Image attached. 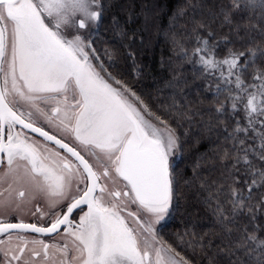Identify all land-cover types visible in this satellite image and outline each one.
<instances>
[{
    "label": "snow or ice",
    "instance_id": "1",
    "mask_svg": "<svg viewBox=\"0 0 264 264\" xmlns=\"http://www.w3.org/2000/svg\"><path fill=\"white\" fill-rule=\"evenodd\" d=\"M213 8L221 31L194 20L180 56L197 97L211 93L195 114L222 162L209 179L197 161L185 181H200L215 218V240L186 224L189 255L159 234L177 210L184 145L96 46L103 0H0V264H264V0ZM111 30L135 69L136 33L116 15ZM167 86L185 101L172 108L193 103L186 78Z\"/></svg>",
    "mask_w": 264,
    "mask_h": 264
},
{
    "label": "trees",
    "instance_id": "2",
    "mask_svg": "<svg viewBox=\"0 0 264 264\" xmlns=\"http://www.w3.org/2000/svg\"><path fill=\"white\" fill-rule=\"evenodd\" d=\"M108 8L100 25L99 34L94 37L96 46L101 50L107 49L112 53L114 60L125 73V78L133 84L138 92L151 97L154 109H163L171 127L180 136L183 143V151L176 157V163L183 179L179 185L176 202L177 210L165 221V227L159 230L160 237L174 246L177 250L192 254L189 247L198 237L184 235L186 224L194 223L198 227L196 231L205 239L211 237L214 229L215 218L211 209L203 203L206 193L199 189L200 181H194L187 186L185 181L193 175V165L200 162V174L209 179H215L220 168L219 162L207 156L209 148L208 135L200 127L201 115L195 113L206 111L211 104V93L197 97L198 89L191 86L194 69L192 65L180 58L181 48L191 49L195 44L193 21L210 23L212 28L219 33L222 25L219 19L212 20L213 6L220 0H103ZM183 13V14H181ZM116 15L120 25L129 33H136L135 44L136 67L127 59L128 49L122 46L120 37L111 30L112 16ZM224 32L228 29L223 28ZM175 35L177 43H173ZM181 77L189 81V87L183 89L187 99L193 101L187 108H172V98L175 96L178 105L185 103L180 89L168 87L172 80ZM200 80L196 84H201ZM204 100L201 104L199 101ZM187 111L186 116L180 115ZM203 119H207L206 116ZM212 139H216L213 135ZM220 142L224 146L223 137ZM264 237V233H258ZM202 257H197V264H201ZM203 264H207L203 261Z\"/></svg>",
    "mask_w": 264,
    "mask_h": 264
}]
</instances>
